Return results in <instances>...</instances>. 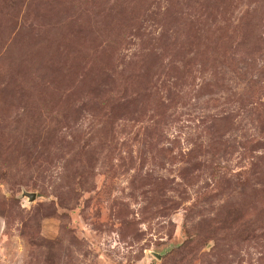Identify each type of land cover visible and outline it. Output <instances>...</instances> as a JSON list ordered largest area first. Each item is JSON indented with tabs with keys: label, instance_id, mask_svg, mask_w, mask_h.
Instances as JSON below:
<instances>
[{
	"label": "rangeland",
	"instance_id": "rangeland-1",
	"mask_svg": "<svg viewBox=\"0 0 264 264\" xmlns=\"http://www.w3.org/2000/svg\"><path fill=\"white\" fill-rule=\"evenodd\" d=\"M0 264H264V0H0Z\"/></svg>",
	"mask_w": 264,
	"mask_h": 264
},
{
	"label": "water",
	"instance_id": "water-1",
	"mask_svg": "<svg viewBox=\"0 0 264 264\" xmlns=\"http://www.w3.org/2000/svg\"><path fill=\"white\" fill-rule=\"evenodd\" d=\"M22 196L27 197L29 201H33L35 199V193L33 192L23 191Z\"/></svg>",
	"mask_w": 264,
	"mask_h": 264
}]
</instances>
